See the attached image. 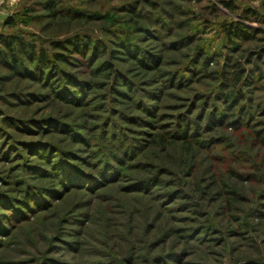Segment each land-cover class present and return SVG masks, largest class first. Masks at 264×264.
Segmentation results:
<instances>
[{"label": "rangeland", "instance_id": "obj_1", "mask_svg": "<svg viewBox=\"0 0 264 264\" xmlns=\"http://www.w3.org/2000/svg\"><path fill=\"white\" fill-rule=\"evenodd\" d=\"M1 36L49 62L0 54V264H264V0H5Z\"/></svg>", "mask_w": 264, "mask_h": 264}, {"label": "trees", "instance_id": "obj_2", "mask_svg": "<svg viewBox=\"0 0 264 264\" xmlns=\"http://www.w3.org/2000/svg\"><path fill=\"white\" fill-rule=\"evenodd\" d=\"M224 28L227 31V33L229 34V36H235L237 38L240 39H249L252 37V32H250L249 30H247L242 23H225L224 24ZM75 41H72L71 39H61V40H56L53 42L55 47H63V48H70L69 42H71V44H77L78 46L81 45V49L84 50L86 48L85 44L87 43V45L91 42L88 38L84 39H78V38H74ZM0 44L2 46H0V54L3 57L4 60H9L11 64L15 65V62H17L18 59V55L20 53H27L30 56L33 57H37L38 59H40V61L42 63H48L49 60L46 58V51L42 48H37L36 44L34 42H29V41H25L22 38H19L17 36H1L0 38ZM96 49H99V46L96 45L95 46ZM77 49H80L79 47ZM95 54H98L97 51L95 52ZM56 56L59 58L60 56H62L61 53H57ZM14 60V62L12 61ZM143 63L145 65H149L148 62H146V60H142ZM105 66L106 67H110L111 68V64L109 62H105ZM242 74H239L238 77H240ZM240 79V78H238Z\"/></svg>", "mask_w": 264, "mask_h": 264}, {"label": "built area", "instance_id": "obj_3", "mask_svg": "<svg viewBox=\"0 0 264 264\" xmlns=\"http://www.w3.org/2000/svg\"><path fill=\"white\" fill-rule=\"evenodd\" d=\"M5 2V0H0V6Z\"/></svg>", "mask_w": 264, "mask_h": 264}]
</instances>
